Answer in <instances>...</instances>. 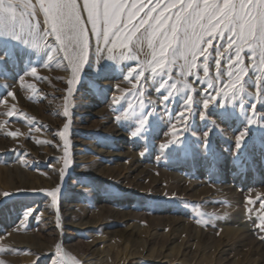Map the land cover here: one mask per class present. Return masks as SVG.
I'll return each mask as SVG.
<instances>
[{"label":"rangeland","instance_id":"374dc122","mask_svg":"<svg viewBox=\"0 0 264 264\" xmlns=\"http://www.w3.org/2000/svg\"><path fill=\"white\" fill-rule=\"evenodd\" d=\"M13 51L0 65V261L264 264V230L257 227L264 224V96L248 95L255 87L235 98L218 93L215 49L207 75L198 57L199 80L173 69V81L196 90L191 113L182 84L163 101L166 90L157 92V81L145 80L141 97L134 77L124 80L134 60L112 61L102 53L98 70L94 41L91 64L71 93V73L59 62L46 65V49L17 45ZM227 71L223 60L220 81H228ZM208 84L217 99L202 120ZM149 112L145 130L132 136ZM57 187L54 204L47 192ZM57 245L66 256L57 255Z\"/></svg>","mask_w":264,"mask_h":264},{"label":"snow or ice","instance_id":"6c2138e0","mask_svg":"<svg viewBox=\"0 0 264 264\" xmlns=\"http://www.w3.org/2000/svg\"><path fill=\"white\" fill-rule=\"evenodd\" d=\"M93 41L98 70H103L99 64L102 53H108L106 58L112 61L134 60L136 66L128 68L124 80L134 77L141 97L145 80L157 81V92L166 90L163 101L172 98L182 84L188 90L183 106L189 113L196 103L193 96L196 90L186 80L173 81V69L180 77L192 75L199 80L193 71L201 66L197 63L198 57H203L207 75V62L212 59L213 49L218 93L235 98L247 87H255L257 92L248 95L264 96V0H0V65L13 59L17 45L46 49V65L59 62L71 73L67 81V91L71 93L73 82L79 79L85 65L91 64ZM245 52L249 54L247 64L241 58ZM223 60L228 62V81L219 79ZM250 69L254 79H250ZM36 71V67L31 68L33 74ZM145 73L149 75L145 77ZM219 83L224 84L223 89L219 88ZM211 88L208 84L203 93L209 99L203 100L202 120L207 118L210 102L217 99L210 96ZM7 95L15 96L11 91ZM119 99L115 97L113 103H118ZM143 103L141 99L140 104ZM220 107L225 105L222 103ZM243 107L241 104L240 108ZM251 107L255 110L256 104ZM63 114L69 115L67 108ZM7 115L12 116L13 112ZM151 115V112L140 115L132 136L145 130ZM180 116L185 121L188 119L183 112ZM116 119L119 121L121 117ZM252 122L249 118L248 123ZM212 123L215 126V122ZM68 127L66 123L64 128ZM208 135L206 131L205 138ZM244 137V132L237 136V148ZM167 147L169 144L161 145V148ZM204 147L205 150L209 147L207 139ZM67 164L66 159V167ZM58 192L59 187L47 192L54 204ZM257 227L264 230V224L258 223ZM57 255L66 256L59 245ZM69 259L71 264H79L74 258ZM0 264L5 262L0 261Z\"/></svg>","mask_w":264,"mask_h":264},{"label":"bare ground","instance_id":"6f19581e","mask_svg":"<svg viewBox=\"0 0 264 264\" xmlns=\"http://www.w3.org/2000/svg\"><path fill=\"white\" fill-rule=\"evenodd\" d=\"M80 159V158H79ZM80 161V160H79ZM24 246V245H23Z\"/></svg>","mask_w":264,"mask_h":264}]
</instances>
